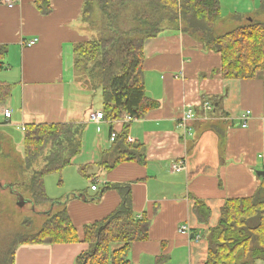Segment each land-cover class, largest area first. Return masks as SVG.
Listing matches in <instances>:
<instances>
[{
	"label": "crops",
	"instance_id": "obj_1",
	"mask_svg": "<svg viewBox=\"0 0 264 264\" xmlns=\"http://www.w3.org/2000/svg\"><path fill=\"white\" fill-rule=\"evenodd\" d=\"M7 1L0 0V46L6 49L0 81L11 85L12 95L0 105V133L14 145L6 125L24 131L31 123L85 124L81 151L70 165L77 164L81 175L70 179L68 199L49 196L65 201L79 240L20 244L15 264H75L90 248L84 227L117 209L126 190L135 215L150 220L149 238L131 245V264H204L210 229L225 202L253 195L261 183L256 172L264 170V70L251 79L224 78L219 53L168 26L145 45L146 90L159 106L130 122L126 116L90 121L103 103L95 108L86 101L73 68L74 44L91 32L81 21L83 0H50L48 14L35 0H15L12 6ZM232 7L227 17L240 16L238 25L251 16L264 20L259 0H236ZM226 21L222 13L219 22ZM5 109L12 111L10 118ZM189 109L194 116L185 131L181 122ZM126 125L133 143L145 145V159L108 168L114 159L111 133L121 134ZM178 162L184 165L180 171L174 168ZM197 200L211 210L205 222L195 212Z\"/></svg>",
	"mask_w": 264,
	"mask_h": 264
},
{
	"label": "trees",
	"instance_id": "obj_2",
	"mask_svg": "<svg viewBox=\"0 0 264 264\" xmlns=\"http://www.w3.org/2000/svg\"><path fill=\"white\" fill-rule=\"evenodd\" d=\"M35 4L43 14L52 11L50 0H35ZM221 11V0H83L81 21L91 32L74 44L76 79L92 93L101 91L106 119L146 116L159 106V102L149 97L146 90L145 45L168 26L199 40L204 50L219 53L224 78H254L264 70V20L251 16L243 24L219 33L216 26L222 17ZM257 11L264 13V0H259ZM99 12L102 13L101 22L96 21ZM125 21L132 24L127 29L123 28ZM5 54V47L0 46V69L4 67ZM11 95V85L0 81V105ZM84 128L83 122L25 126L24 155L20 161L9 163H16L24 178L8 183L21 193L27 192L34 209L39 205L55 204L38 227L34 217H25L23 229L16 231L0 247V264H15L20 244L79 240L66 207L48 197L44 180L48 174H61L71 165L73 157L81 151ZM127 129L128 125L115 139L111 149L114 159L108 163V168L122 161L143 162L145 159V145L129 142ZM5 139L0 133V159L10 157L2 148ZM123 195L122 204L111 214L84 227V240L90 248L77 256L75 264H131V245L149 238L150 220L135 215L128 190ZM194 209L203 222L211 213L201 200H197ZM208 238L204 264L264 263L263 177L253 195L225 202L218 224L210 229Z\"/></svg>",
	"mask_w": 264,
	"mask_h": 264
},
{
	"label": "rangeland",
	"instance_id": "obj_3",
	"mask_svg": "<svg viewBox=\"0 0 264 264\" xmlns=\"http://www.w3.org/2000/svg\"><path fill=\"white\" fill-rule=\"evenodd\" d=\"M236 0H223L224 8L222 13L226 14L227 21L224 23L218 22L220 24V27H218L217 24V30L219 33H222L224 31H229L236 26H238L239 23H236L237 20L232 17H227L233 12V5H235ZM258 2V0H257ZM96 21L101 22L102 13H96ZM220 21V20H219ZM132 24L130 22L125 21L123 24V28L127 29ZM76 83L81 87L80 93L84 96L87 102H91V104H94L95 108H101L102 107V93L101 91H97L92 93V91L88 89L87 86L83 87L84 85L81 82H78L76 79ZM103 110V109H102ZM4 118L0 116V121H3ZM2 127H0L1 130ZM8 134H10L14 145L7 143L5 140L2 143L3 151L5 152V155L9 154L10 157L3 159H0V182L2 183H8L10 180H21L24 178V175L21 174V170L19 167L17 168L16 163L12 165L15 161H20L24 155V131H22L20 126H4V128ZM11 146V147H10ZM11 165H9V163ZM64 173H65V179L64 180ZM81 175L80 171L78 170V165L74 164L73 166H68L61 174L59 173H51L48 174L45 177V190L48 195V197H62L68 192L66 190L67 186L70 183V179L77 177V175ZM60 179H62V183H60ZM25 193V194H24ZM24 196L26 198L28 197V193L24 192ZM64 194V195H63ZM49 197V198H50ZM25 203L24 205L20 206L17 204V197L10 191L9 188L5 189L0 186V247L4 246L8 240L16 233V231H19L22 228V221L25 219V217H34L35 219V226L38 227L45 219L46 211L50 207L49 204L39 205L36 206L35 211L32 209V205Z\"/></svg>",
	"mask_w": 264,
	"mask_h": 264
},
{
	"label": "built area",
	"instance_id": "obj_4",
	"mask_svg": "<svg viewBox=\"0 0 264 264\" xmlns=\"http://www.w3.org/2000/svg\"><path fill=\"white\" fill-rule=\"evenodd\" d=\"M14 1H15V0H8L7 2H8V4H9L10 6H12V5L14 4ZM12 3H13V4H12ZM37 40H38V39H36V38H35V39H31V40H29L28 42H26V44L29 45V46H30V45H33V44H35V42H36ZM205 108H207V109H211V108H212V105H211V104L206 105ZM4 114H5V116H6L7 118H10V117L12 116V111H11L10 109H5ZM250 115H251V111H250V110L246 111V113L243 115V119H242V126H243V127H246V126L248 125V118H249ZM193 116H194V114H193L192 109H189V110H187V111L185 112V114H184V116H183V118H182V122H181V124L183 125L185 131H189V130H190L189 123H190V121L193 119ZM101 119H105V116H104V112H103V111H97V112H95V113H92V114L89 116V120H90V121H99V120H101ZM135 119H136V118H134V117H132V116H129V115L126 116V121H127V122L133 121V120H135ZM23 129H25V128H23ZM117 135H118L117 132L113 131V132L111 133V140H112V141H115ZM128 141H129V142H133V139H132L131 137H128ZM183 167H184V165L182 164V162H178L177 164L174 165V168H175L177 171H180ZM91 188H92L93 190H96V189H97V184H96V183L92 184ZM186 227H187V226H183L182 229H183V230H186Z\"/></svg>",
	"mask_w": 264,
	"mask_h": 264
},
{
	"label": "water",
	"instance_id": "obj_5",
	"mask_svg": "<svg viewBox=\"0 0 264 264\" xmlns=\"http://www.w3.org/2000/svg\"><path fill=\"white\" fill-rule=\"evenodd\" d=\"M257 175L260 177V178H264V170H257ZM0 186L2 187V188H5V189H7V188H9L10 189V191L17 197V204L18 205H20V206H22V205H24L25 203H27V204H31L32 205V209L34 210V203H33V201L30 199V198H26L25 196H24V194L23 193H21L19 190H17L15 187H14V185L12 184V183H2V182H0ZM75 196V195H74ZM69 198V195H67L66 196V199H68ZM56 203L57 204H61V203H65V201H63V202H61V201H56ZM55 203L53 202L52 204H51V207H50V209L49 210H47L46 211V214H50L51 213V211H52V206L54 205Z\"/></svg>",
	"mask_w": 264,
	"mask_h": 264
},
{
	"label": "bare ground",
	"instance_id": "obj_6",
	"mask_svg": "<svg viewBox=\"0 0 264 264\" xmlns=\"http://www.w3.org/2000/svg\"><path fill=\"white\" fill-rule=\"evenodd\" d=\"M13 4V3H12Z\"/></svg>",
	"mask_w": 264,
	"mask_h": 264
}]
</instances>
